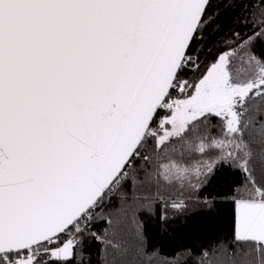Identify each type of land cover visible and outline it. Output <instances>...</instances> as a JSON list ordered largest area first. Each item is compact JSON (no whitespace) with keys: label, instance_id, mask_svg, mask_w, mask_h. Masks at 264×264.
Instances as JSON below:
<instances>
[{"label":"snow or ice","instance_id":"obj_1","mask_svg":"<svg viewBox=\"0 0 264 264\" xmlns=\"http://www.w3.org/2000/svg\"><path fill=\"white\" fill-rule=\"evenodd\" d=\"M222 164L231 233L178 257L264 264V0H0V264H127L114 201L167 222Z\"/></svg>","mask_w":264,"mask_h":264},{"label":"trees","instance_id":"obj_2","mask_svg":"<svg viewBox=\"0 0 264 264\" xmlns=\"http://www.w3.org/2000/svg\"><path fill=\"white\" fill-rule=\"evenodd\" d=\"M245 2L255 7L259 0H245ZM234 27L247 31L242 25L234 24L232 16L222 18L221 27L215 33V44L218 47L209 50L211 55L228 47L227 42ZM255 51L259 54L260 48H256ZM205 59L209 57L206 56ZM218 176L219 178L214 179L208 191H204L202 195L192 193L188 197L189 206L185 211L175 213L168 209L167 222L158 220L156 215L148 213L141 206L144 197L153 195L154 189L130 187L127 200L116 199L110 211L125 224L122 235L127 253L123 259L127 264H190L182 256L178 257V254L186 249L198 250L201 246L210 245L229 236L233 209L227 200L217 194L226 192L229 186L242 181L243 176L226 164L218 165ZM209 192L216 197L217 204L216 210L211 214L207 213L202 204L205 198H212ZM153 207L156 205L154 204ZM137 221L142 224L143 247L139 245L135 235ZM108 227L103 220H99L96 222L95 230L104 233ZM102 252L103 245L99 242H94L88 249V255L93 261H98Z\"/></svg>","mask_w":264,"mask_h":264}]
</instances>
